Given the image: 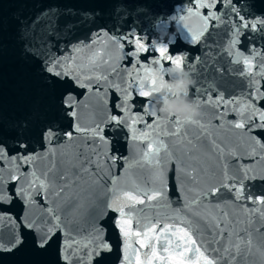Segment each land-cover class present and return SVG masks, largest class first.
I'll return each instance as SVG.
<instances>
[{
  "label": "snow or ice",
  "instance_id": "snow-or-ice-1",
  "mask_svg": "<svg viewBox=\"0 0 264 264\" xmlns=\"http://www.w3.org/2000/svg\"><path fill=\"white\" fill-rule=\"evenodd\" d=\"M258 5H264V0H187L186 6L177 4L172 13L159 19L157 5L152 0H109L90 9L95 14L92 21L95 31L90 33L89 41H77L71 45L70 54L64 56L62 52L68 49L58 48L59 38L78 30L80 10L71 4L46 7L34 4L40 11L30 21L23 24L17 21L19 42L14 51L21 67L32 68V78L24 86L26 101L11 111L6 103L0 104V257L14 254L27 245L40 252L47 251L54 238L63 232L59 260L65 264H107L114 249L106 238L103 222L110 210L119 214L115 223L125 245L120 264H130L127 247L133 234V220L137 243L146 249L143 259L137 251V264H264V196L245 192L246 181H264V88L261 87L264 11ZM133 16L158 20L161 29L168 21L179 22L187 29L189 42L193 44L201 42L210 27L224 25L229 36L222 52L230 65H242L239 71L231 67L228 71L247 81L240 95L226 98L213 85L202 97L201 89H196L199 105L212 112L207 122L198 119L192 124L194 134L171 115L157 113L151 103L160 91L158 82L164 79V62L184 67L187 57L171 54V41L162 46L149 43L134 25L129 27ZM190 19L197 20L199 26L194 28L187 22ZM244 39L250 43L259 41L261 47L253 43L245 54L240 48ZM98 43H102L99 49L95 47ZM147 53H153L152 63L161 65L160 73H152L147 63L142 62V54ZM7 55V41L0 38V62ZM78 56L83 59L78 61ZM125 60L131 67L122 66ZM195 60L199 64L201 58ZM69 80L101 97L104 106L101 119L97 120L93 113V123L81 124L79 112L83 101L76 98L66 83ZM113 89L118 99L109 108L108 92ZM136 95L148 98L143 112L134 110ZM230 113L237 120L230 121ZM65 120L74 121V131H65L62 123ZM137 125L142 127L138 129ZM123 129L131 134L134 144L147 142L141 159L133 163L142 169L148 167L150 175L131 180L135 194L133 190L118 187L119 177L112 175L111 169L121 158L104 151V146L112 142L109 133ZM213 129L238 131L234 139H221L213 134ZM76 134H81L86 152L91 153L79 164L82 173L93 172L94 164L96 183L106 177L112 185L107 189L111 194L107 202L91 205L94 209L102 207L103 211L90 216L84 241L72 239L70 229L57 214V208L69 209L73 217L69 224L84 214L85 205L74 202L72 194H65L77 181L69 182V175L61 174L55 163L58 150L76 139ZM173 136H181L192 145L189 156L201 150L206 155L205 167H192L189 171L181 166L191 187L184 196L183 206L175 209L168 198V177L162 170V151L170 157L174 155L166 143V138ZM79 155L77 152V159ZM92 156H96L95 161ZM101 157L104 163L111 162L107 173ZM246 157L255 163L236 162ZM44 161H48L47 166L38 168L37 164ZM123 161L131 167L127 157ZM85 164L89 166L85 168ZM181 191L185 192L183 185ZM226 194L232 199H226ZM210 198L218 202L213 203ZM249 200L251 208L238 203ZM17 204L22 205L19 213L14 211ZM165 209L171 210L172 215H167ZM209 252L214 254L212 259ZM253 255L259 256L258 262L248 259Z\"/></svg>",
  "mask_w": 264,
  "mask_h": 264
},
{
  "label": "water",
  "instance_id": "water-1",
  "mask_svg": "<svg viewBox=\"0 0 264 264\" xmlns=\"http://www.w3.org/2000/svg\"><path fill=\"white\" fill-rule=\"evenodd\" d=\"M109 0H88V11H89V21H90V31L91 33L95 31L93 27L92 21L95 19V14L90 11V9L97 4H106ZM152 2L157 5L156 11L159 13V19H163L165 14H170L173 12L174 6L177 4H184L186 6L187 0H152ZM260 11H264V5H258ZM98 14V13H97ZM194 28L199 26V22L195 19H190L187 21ZM158 20H153L151 17L148 18H140L137 19L133 16V23L129 25V27L135 26V30L139 33L140 36L144 37L152 43L154 38L157 36L159 32H167L170 34H174L173 42L169 46V51L171 54H183L187 57V61L185 62L184 68L187 69L191 74L193 79L195 80V85L188 91L189 97L197 100L198 95L196 93V89H201L199 96H206L207 93L211 90L212 86L215 85L217 88V93L222 91L225 93L226 98L238 97L241 93V90L245 87L247 81L245 78L239 77L237 75H233L228 69L231 67L236 71H239L242 65H230L229 58L222 52V47L227 45L229 33L224 25H221L218 28L209 29V33L206 34L205 38L199 43H190V34L187 29H184L179 22L168 21L166 27L161 29L157 26ZM187 37V38H186ZM103 39V38H102ZM165 42H167V37H165ZM253 43L257 48H260L261 45L259 41L249 42L247 39H244L240 45V48L245 51L247 54V49L253 46ZM97 49L102 47V43H98L95 46ZM127 50V49H126ZM152 56L153 53L142 54V62L147 63V65L152 64ZM200 57V63L197 64L195 58ZM259 61H255L258 63ZM195 65L194 69L189 67L188 65ZM169 63L167 61L164 62V69L169 67ZM122 66L131 67L127 60L122 62ZM223 71H220V69ZM164 79H176V76L173 74L169 76L164 71ZM264 88V82L261 85ZM160 98V97H157ZM164 98H168V94L164 95ZM118 96L115 93V90H111L108 92V101L109 108L114 107L117 102ZM136 103L134 105V110L143 112L144 107L148 106V98L139 97L136 95L134 97ZM96 103H97V115L98 119H101L104 114V106L101 104V97L96 95ZM153 105V98L151 107ZM201 107L202 115L199 118L202 122H207L211 117L212 110L210 108ZM153 108V107H152ZM148 120V117H145ZM228 119L230 121L237 120V116L234 113H230ZM217 123L213 121V124ZM141 125H137V128H141ZM185 128L189 129L190 132L194 134V126L193 125H184ZM238 130L232 129H224L217 130L213 129V134L223 139L224 137H228L229 139L235 138V133ZM109 136L112 139L110 145L104 146V151L108 152L110 156H118L121 159L117 162L116 166L111 169L112 175L118 176V187L125 190H133L131 180L133 178L139 180L141 177L148 178L150 175V170L148 167L140 168L133 161L137 159H141L142 152L147 148V142L137 141L135 144L132 142L131 134L127 129H123L117 133H109ZM227 142V141H226ZM166 143L169 145L168 151L170 153H174L171 157L167 154H164L162 151V164L163 171L166 172L168 177V198L172 201V208L182 207L184 204V196L187 192V189L191 187L188 178L183 175L181 172V166H183L186 170H191L192 167L202 168L205 167L206 155L203 150L194 154L193 156L188 155V150L191 148L187 141V139L181 136H173L166 138ZM199 146V142L194 141ZM208 147L209 145H205ZM127 157L129 160L128 165L124 164L123 158ZM235 160V158H232ZM245 164L255 163L254 160L249 158H244L242 161ZM111 162L104 163V159L102 157V164H104V172H108V166ZM127 169V171H126ZM246 194H251L256 197L264 196V181L256 180V181H246ZM104 185H105V194H106V202L110 199L111 194L107 191L110 188L111 182L106 177H104ZM181 185L184 186L185 192L181 191ZM205 185H202L204 187ZM147 187L151 188V184H148ZM133 193L135 194L134 190ZM141 198H143L141 194ZM226 199H232L230 194H226ZM212 199V198H210ZM213 203L218 202L215 199H212ZM243 203L247 207L251 208L253 205L251 201L238 202ZM140 207V206H137ZM164 212L167 215H172L171 210L165 209ZM119 218L118 213H113L109 210L108 212V221H109V229H110V237L111 244L113 246V260L114 264H120V260L123 259V255L125 253V245L123 241V237L119 229L116 226V220ZM125 230H127V224L124 225ZM177 227L180 225L177 224ZM133 234L129 237L127 254L129 256L130 264H137V251H139V258L143 259V254L146 249L140 248V245L137 243L138 237L135 235V221L133 220ZM198 239V237H197ZM211 252L208 253L209 259L213 258ZM251 260L259 261L258 255H253L248 258ZM158 264V262H157Z\"/></svg>",
  "mask_w": 264,
  "mask_h": 264
},
{
  "label": "clouds",
  "instance_id": "clouds-1",
  "mask_svg": "<svg viewBox=\"0 0 264 264\" xmlns=\"http://www.w3.org/2000/svg\"><path fill=\"white\" fill-rule=\"evenodd\" d=\"M165 37H167V42H165ZM173 37L174 34L159 32L153 40L154 46L173 42ZM148 68L154 74L161 71L159 63H152L148 65ZM164 71L169 76L174 74L176 79H163L158 82L160 91L153 97V109L162 116L171 115L184 125L194 124L202 115L201 107L197 100L192 99L189 95H184L196 83L192 74L184 67L175 64H170ZM165 94H168V98H164Z\"/></svg>",
  "mask_w": 264,
  "mask_h": 264
}]
</instances>
